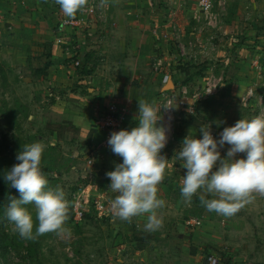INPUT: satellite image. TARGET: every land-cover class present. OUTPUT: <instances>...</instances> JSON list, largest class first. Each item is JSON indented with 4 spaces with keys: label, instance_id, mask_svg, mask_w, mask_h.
<instances>
[{
    "label": "rangeland",
    "instance_id": "rangeland-1",
    "mask_svg": "<svg viewBox=\"0 0 264 264\" xmlns=\"http://www.w3.org/2000/svg\"><path fill=\"white\" fill-rule=\"evenodd\" d=\"M239 1L213 0L215 20L209 23L198 0H86L71 17L55 0H0V175L18 163L15 156L24 145L41 142L40 167L47 186H59L67 201L61 230L23 239L5 215L9 198H19V193L0 177V189L8 192L1 199L0 264H209L210 256L214 264H264V203L255 197L258 192L252 191L229 217L202 204L197 210L192 202L197 195L190 201L181 197L185 169L174 154L188 133L199 138L204 124L218 139L224 127L239 119L264 117V26H231L223 34L225 11L230 7L233 13ZM260 18L254 20L264 23V15ZM156 24L162 30L157 37L152 33ZM145 30L151 32L146 38ZM120 31L124 39L136 35L137 46L147 39L151 48L145 59L139 49L136 55L153 78L145 83L144 100L157 104L162 90L177 94L185 86L191 94L188 105L194 104L193 115L175 107L167 121L172 140L161 153L167 159L163 178L169 195L156 210L164 218L155 231L145 229L146 214L127 221L113 218L110 202L117 193L108 188L106 173L121 158L93 126L98 110L110 104H125L127 117L135 113L132 98L142 81L133 76L130 97L125 96L127 82L112 55ZM257 38L263 47L256 46ZM156 61L161 65L157 71ZM164 74L170 86L161 83ZM208 83L214 89L206 96ZM77 86L82 87L80 94L74 92ZM193 94H198L197 101H192ZM78 103L94 106L87 119L79 115ZM228 147L219 149L221 156ZM75 201L83 210L80 220L74 218ZM25 207L35 231V206ZM190 220L201 225L189 227ZM206 223L212 226L204 233Z\"/></svg>",
    "mask_w": 264,
    "mask_h": 264
},
{
    "label": "clouds",
    "instance_id": "clouds-1",
    "mask_svg": "<svg viewBox=\"0 0 264 264\" xmlns=\"http://www.w3.org/2000/svg\"><path fill=\"white\" fill-rule=\"evenodd\" d=\"M66 16H73L84 8L86 0H55ZM161 108L155 102L138 99L136 126L111 132L107 143L111 151L121 158L114 170L106 176L108 188L117 193L110 202L113 218L130 220L146 214V230L155 231L161 226L157 209L164 201L157 196V185L162 181L166 158L161 150L167 143V130L158 124ZM200 137L187 134L181 141L177 160L185 169L181 197L190 201L199 195L201 204L208 210L229 217L236 213L252 191L264 194V117L239 119L226 126L214 138L209 126L199 128ZM229 145L225 155L219 149ZM45 145L33 142L16 153L15 163L0 177L19 198L10 197L5 215L23 239H34L47 232L61 230L67 219V201L64 191L48 187V180L40 162ZM237 153H244L236 158ZM35 206V231L27 204Z\"/></svg>",
    "mask_w": 264,
    "mask_h": 264
},
{
    "label": "crops",
    "instance_id": "crops-1",
    "mask_svg": "<svg viewBox=\"0 0 264 264\" xmlns=\"http://www.w3.org/2000/svg\"><path fill=\"white\" fill-rule=\"evenodd\" d=\"M226 1H227V4H229L231 2V0H226ZM245 1H247L249 3V4H247V6L244 4ZM239 4H240V6L237 7L233 13H232L231 8L227 7V9L225 11V19H224L225 24L223 26L224 27L223 28V34H226L228 32V30L231 29V26L237 27V25H240V27H241V25H248V23H251V25H253V22H255V26L253 27V29L264 26L263 22H256L254 20V19H259L260 21H262L260 17L262 15H264V0H259V1H257V0H240ZM244 22H247V23H244ZM158 27H159L158 24H156V27L152 31V33L156 37L159 36L160 34H162V30ZM167 31L165 33H167ZM248 32H249V30H248ZM148 33H151L150 30L144 31V38L147 37ZM123 35H124L123 31H120L117 33V40H114V43H112L113 44L112 55H113V58L117 59L116 63H119V67H118L117 72L120 74L121 79L123 81L127 82V84L125 83V86L122 87L124 89L125 96L130 97V95H127V94L133 88L132 82H131V79H133L132 78L133 76L138 77V80L142 81L141 88L137 89V91H136L137 97L135 96L134 98H132V100H134V109H133L135 112L134 116L130 115L129 117H127V120H126V124H125L126 128L130 129L131 127L136 126L135 117L138 113V99L144 100L146 98L145 97L146 94H148V91L145 92L146 89L148 88V85L145 83L148 82L147 80L150 77H151V81L153 80L152 74H149L145 71L141 62L139 61V58L138 57L136 58V55L140 50V53H142L144 55L143 59H145V58H147L146 56L151 53V48L148 46V43L146 41L147 39H145V41H144L145 43H143V45L137 46V36L136 35H134L133 33H129L127 35L126 39L123 38ZM258 40H259V42L256 43V46L259 45V46L263 47V41L260 38ZM152 41L154 42V40H152ZM137 49H139V50L137 51ZM57 76H58V74H57ZM128 77H131L130 81L127 80ZM90 78H92V77H89V79ZM54 79H56V76L54 77ZM122 80H120V81L123 82ZM69 82H70V80H68L67 82L65 81L64 84H68ZM128 84H130V85H128ZM73 89H74V92H77L78 94H80L82 87L77 86V87H73ZM85 89L88 92H90V90L92 88L86 87ZM149 89H150V86H149ZM74 92H73V94H74ZM78 98H80V97H78ZM81 98H80V100H81ZM129 99H131V98H129ZM77 107H81L82 112L80 111L81 113L79 115L82 117H85V119H87L88 116L90 115V113H92V111L94 110L93 109L94 106L90 107L91 109H89V104H79L78 103ZM104 107H101L98 110V112L101 109H103ZM134 122H135V124H134ZM160 123L161 122H158V124H160ZM96 133L98 134V132H96ZM176 149H178V148H176ZM175 153H176V151L174 152V154ZM175 169H178V168H175ZM164 175H167V174L164 173ZM167 185H168V182H167L166 178H163L162 181L157 185L158 192H160L162 194L161 196L159 195V198L162 199L163 201L169 195ZM168 187H169V185H168ZM200 194H203V192H201ZM251 194H252V192L249 193L248 197H252ZM196 197L199 198V195H197ZM255 197L259 198V201L264 203V194L257 193V195ZM192 202H193V205L195 207H197L195 209L198 210L199 204H201V202L196 201L194 199H192ZM199 210H201V209H199ZM158 217L164 218L163 215L162 216L159 215ZM207 223L204 224V226H206L204 229V233H205V231L208 232L207 229L210 226H212L211 223L207 226Z\"/></svg>",
    "mask_w": 264,
    "mask_h": 264
},
{
    "label": "built area",
    "instance_id": "built-area-1",
    "mask_svg": "<svg viewBox=\"0 0 264 264\" xmlns=\"http://www.w3.org/2000/svg\"><path fill=\"white\" fill-rule=\"evenodd\" d=\"M198 6L201 12L208 18L209 23L214 22L215 16L212 13L213 10V0H198ZM74 65H79V60H74ZM160 62L156 61L153 69L157 71L160 67ZM170 82V77L168 74H164L161 76V83L163 85H167ZM214 89V85L207 84L205 88V95L209 96L212 94ZM177 94H174L172 90L166 89L163 90L159 94V100L157 102V106L161 108V113L158 112V115H161V119L159 122L160 125H163L167 130V121L173 116L175 112V107H178V110H186L189 114H194V104L188 105V90L185 86H179L177 89ZM192 101H197L198 94H193ZM124 105L119 104H110L103 109H101L97 115L94 117L93 126L94 130L100 134H104V144H108L107 140L113 131H118L120 129H124L126 127L125 122L127 118L126 108ZM167 143L172 140V137L169 133H167ZM100 199V198H98ZM94 205L99 208L100 200H96ZM74 218L80 220L83 216V210L80 208L79 202L75 201L74 207ZM187 225L192 228H196L201 225L200 220H190ZM209 264H214V259L212 256L209 258Z\"/></svg>",
    "mask_w": 264,
    "mask_h": 264
},
{
    "label": "trees",
    "instance_id": "trees-1",
    "mask_svg": "<svg viewBox=\"0 0 264 264\" xmlns=\"http://www.w3.org/2000/svg\"><path fill=\"white\" fill-rule=\"evenodd\" d=\"M78 59H79V55L75 52V56L73 58V61L78 60ZM3 190L4 189H0V218L4 217V214L2 213L4 210L2 209L3 204L1 203V199H3V196L8 195V192H2ZM193 199L196 201H200V198H197V197H193Z\"/></svg>",
    "mask_w": 264,
    "mask_h": 264
},
{
    "label": "water",
    "instance_id": "water-1",
    "mask_svg": "<svg viewBox=\"0 0 264 264\" xmlns=\"http://www.w3.org/2000/svg\"><path fill=\"white\" fill-rule=\"evenodd\" d=\"M168 85L170 86L171 84H170V82L168 83ZM165 89V88H164ZM166 90V89H165Z\"/></svg>",
    "mask_w": 264,
    "mask_h": 264
}]
</instances>
